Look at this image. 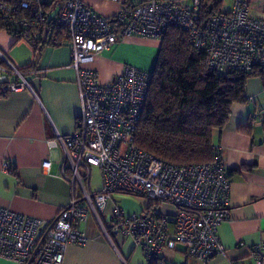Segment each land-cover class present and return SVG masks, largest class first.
Here are the masks:
<instances>
[{
	"label": "built area",
	"instance_id": "obj_1",
	"mask_svg": "<svg viewBox=\"0 0 264 264\" xmlns=\"http://www.w3.org/2000/svg\"><path fill=\"white\" fill-rule=\"evenodd\" d=\"M109 1L117 8L102 15L84 0H0V20L9 32L31 43L47 27L46 41L69 46L81 103L74 132L48 142L64 150L63 169L70 175L63 177L72 185L69 203L49 221L0 206V256L16 264H63L68 244L87 241L79 224L90 212L99 220L113 202L112 194L121 192L148 197L154 205L168 203L178 211L167 215L149 206L127 213L114 205L110 226L103 227L110 241L131 238L148 264L163 249L178 245L188 257L206 264L224 251L217 230L229 213L231 179L219 147L213 146L208 161L181 165L139 148L134 133L151 70L125 64L103 83L87 65L122 36L160 39L175 27L187 33L218 75L264 69V17L253 15L247 0H232L229 8L210 13L202 12L205 0ZM0 82L2 95L31 89L1 51ZM42 166L47 169L50 161ZM94 168L100 171L101 187L91 192L88 183ZM251 254L255 264H264V241L254 244Z\"/></svg>",
	"mask_w": 264,
	"mask_h": 264
},
{
	"label": "crops",
	"instance_id": "obj_2",
	"mask_svg": "<svg viewBox=\"0 0 264 264\" xmlns=\"http://www.w3.org/2000/svg\"><path fill=\"white\" fill-rule=\"evenodd\" d=\"M84 1L102 15L117 8L109 0ZM217 1L220 9L232 3L230 0L228 7H223V0ZM247 1L253 15L264 17V0ZM142 43L155 50L159 46L155 38L122 36L87 66L97 71L103 83L120 73L125 64L149 70L153 58L138 55ZM0 51L19 69L35 62L33 45L5 30H0ZM70 61L68 45L47 44L39 54L37 69L24 75L31 89L0 94V206L44 221L51 220L72 195V185L63 177V173L70 175L69 169H63L64 150L59 143L54 147L48 144L58 135L74 132L81 111ZM246 93L247 100L231 106L223 129L213 138L229 173L231 189L228 217L217 230L224 251L206 264H255L252 246L264 241V84L259 77L248 78ZM44 160L50 161L47 169L42 166ZM100 187V171L94 168L88 189L94 192ZM118 196L112 195L113 202L107 204L99 220L90 212L79 224L87 241L68 244L63 264H147L131 238L117 236L110 241L103 231L110 226L114 205L127 213L143 209L126 207L123 196ZM159 256L169 264H204L188 257L181 245L163 249ZM0 264L16 263L0 256Z\"/></svg>",
	"mask_w": 264,
	"mask_h": 264
},
{
	"label": "trees",
	"instance_id": "obj_3",
	"mask_svg": "<svg viewBox=\"0 0 264 264\" xmlns=\"http://www.w3.org/2000/svg\"><path fill=\"white\" fill-rule=\"evenodd\" d=\"M219 2L205 0L202 12L220 9ZM8 29L7 23L0 20V30L19 38ZM31 44L35 62L19 69L23 76L28 70L37 69L39 54L50 43L39 35ZM151 72L134 142L139 148L175 165L210 160L214 135L223 129L231 106L247 100L248 78L259 77L264 84V69L230 72L226 76L216 74L208 67L206 55L190 43L187 33L175 27L168 28L161 37ZM125 260L128 262V258ZM149 264L169 263L159 256Z\"/></svg>",
	"mask_w": 264,
	"mask_h": 264
},
{
	"label": "rangeland",
	"instance_id": "obj_4",
	"mask_svg": "<svg viewBox=\"0 0 264 264\" xmlns=\"http://www.w3.org/2000/svg\"><path fill=\"white\" fill-rule=\"evenodd\" d=\"M114 3V2H113ZM116 4V3H115ZM230 4V0H223L222 5L223 7H228V5ZM117 5V4H116ZM224 9V8H223ZM97 11V10H96ZM98 12V11H97ZM158 43L159 46H157V49L155 50L154 47L151 48V45H148L146 43H142V45H140L139 48V52L138 55L142 54L144 56H150L151 58H153V62L150 66V69L153 68L155 60H156V56L161 44V38L158 39ZM149 69V70H150ZM121 193H113L112 195L115 196H123L122 198L124 199V204L126 205V207H133V206H137L138 208H147L149 206L152 207H158L159 210L163 213V214H167V215H174L178 210L175 206H172L168 203H164L161 205H154V201H152L150 198L142 196V195H133V194H121ZM124 209V208H123Z\"/></svg>",
	"mask_w": 264,
	"mask_h": 264
},
{
	"label": "water",
	"instance_id": "obj_5",
	"mask_svg": "<svg viewBox=\"0 0 264 264\" xmlns=\"http://www.w3.org/2000/svg\"><path fill=\"white\" fill-rule=\"evenodd\" d=\"M47 32H48V28L47 27H44L43 28V35H42V40H44V41L46 39Z\"/></svg>",
	"mask_w": 264,
	"mask_h": 264
}]
</instances>
